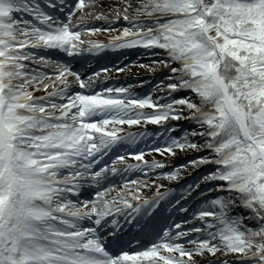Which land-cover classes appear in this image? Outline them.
Returning a JSON list of instances; mask_svg holds the SVG:
<instances>
[{"label":"snow or ice","instance_id":"6c2138e0","mask_svg":"<svg viewBox=\"0 0 264 264\" xmlns=\"http://www.w3.org/2000/svg\"><path fill=\"white\" fill-rule=\"evenodd\" d=\"M0 264H264V0H0Z\"/></svg>","mask_w":264,"mask_h":264},{"label":"rangeland","instance_id":"374dc122","mask_svg":"<svg viewBox=\"0 0 264 264\" xmlns=\"http://www.w3.org/2000/svg\"><path fill=\"white\" fill-rule=\"evenodd\" d=\"M106 32H100L99 35H100V39H97V38H92V39H97V40H101V41H104L105 43H107L108 41V37L110 35V33H106ZM109 50H105V52H108ZM114 51V54H110L108 55L107 57H111L110 58V61H112L113 63L115 62L116 58L118 57L119 53L121 51H124V50H112ZM125 62L127 60H131V59H134L135 58V54L133 53V51H129V52H126L125 54ZM104 58L103 56H101V58H95L93 60H89L88 61V66L84 68V74L87 75L88 71L92 70V67L94 66L95 63H97L96 61L99 60V59H102ZM106 58V57H105ZM107 59V58H106ZM106 64V63H104ZM131 67V71H127V72H122V73H112V75L114 77L117 78V82L119 83H128V84H132L134 86H136V82L137 80H149L150 77H152V73H149L146 69L144 68H138L137 66H130ZM144 87V86H143ZM143 87L142 86H136V91L137 92H141L143 90ZM142 88V89H140ZM155 126L151 125V124H148L146 126L147 129H152L154 128ZM153 155L156 156L157 159H161L163 157H161L159 154H146V158L147 159H152ZM179 159V157L177 158V160ZM176 161H173V163H175Z\"/></svg>","mask_w":264,"mask_h":264},{"label":"bare ground","instance_id":"6f19581e","mask_svg":"<svg viewBox=\"0 0 264 264\" xmlns=\"http://www.w3.org/2000/svg\"><path fill=\"white\" fill-rule=\"evenodd\" d=\"M91 37L92 38H97V39H100L101 38L100 35H99V33L93 34Z\"/></svg>","mask_w":264,"mask_h":264}]
</instances>
